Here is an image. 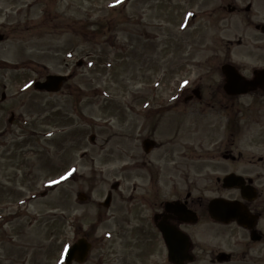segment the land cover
<instances>
[{"label": "rangeland", "instance_id": "rangeland-1", "mask_svg": "<svg viewBox=\"0 0 264 264\" xmlns=\"http://www.w3.org/2000/svg\"><path fill=\"white\" fill-rule=\"evenodd\" d=\"M191 1L194 27L179 34L176 0H0V32L6 35L0 43V264H63L65 248L90 228L95 237L89 239L97 242L86 264H110L105 234L122 233L126 200L134 193L128 187L140 183L126 178L125 108L137 110L159 93L158 79L162 97L163 83L197 80L218 32V17L213 24L207 13L217 1ZM258 6L264 9V2ZM227 25L226 38L248 36L243 18ZM232 57L251 62L245 47ZM186 58L190 65L178 76L174 63ZM71 72L72 94L66 87L51 96L33 91L40 76ZM171 73L178 77L172 80ZM56 131L61 133L46 137ZM131 136V154L140 161L137 130ZM109 191L112 204L109 211L100 207L98 222L96 204ZM81 192L90 198L85 203L76 197ZM114 243L120 263V236Z\"/></svg>", "mask_w": 264, "mask_h": 264}, {"label": "flooded vegetation", "instance_id": "flooded-vegetation-1", "mask_svg": "<svg viewBox=\"0 0 264 264\" xmlns=\"http://www.w3.org/2000/svg\"><path fill=\"white\" fill-rule=\"evenodd\" d=\"M216 1L207 13L213 24L218 17V32L204 72L188 84L177 79L166 97L161 90L138 111L125 109L126 178L140 183L128 187L134 193L126 200L122 233L105 235L110 264H264V74L256 75L264 70V9H258L264 0ZM233 17L243 18L248 36L225 37ZM235 47H245L251 62L232 57ZM224 66L237 77L227 76ZM130 114L139 121L131 122ZM136 130L140 161L130 148ZM118 186H111L113 193ZM107 195L109 211L113 194ZM96 206L101 222L102 203ZM90 231L80 230L95 237Z\"/></svg>", "mask_w": 264, "mask_h": 264}, {"label": "water", "instance_id": "water-1", "mask_svg": "<svg viewBox=\"0 0 264 264\" xmlns=\"http://www.w3.org/2000/svg\"><path fill=\"white\" fill-rule=\"evenodd\" d=\"M3 40V36L0 35V41ZM66 80L63 76H48L43 83H35L34 88L40 91L56 92L60 89L62 83ZM93 139V137H92ZM83 195H79L78 199L83 200ZM107 204V200H106ZM90 245L85 240H78L73 246H71L65 255V264H70L73 260L83 262L86 258L87 251Z\"/></svg>", "mask_w": 264, "mask_h": 264}]
</instances>
